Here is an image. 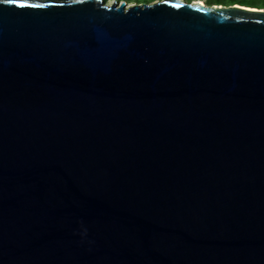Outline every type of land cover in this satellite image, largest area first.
<instances>
[{"label":"water","instance_id":"water-1","mask_svg":"<svg viewBox=\"0 0 264 264\" xmlns=\"http://www.w3.org/2000/svg\"><path fill=\"white\" fill-rule=\"evenodd\" d=\"M38 2L0 3V264H264V12Z\"/></svg>","mask_w":264,"mask_h":264},{"label":"snow or ice","instance_id":"snow-or-ice-1","mask_svg":"<svg viewBox=\"0 0 264 264\" xmlns=\"http://www.w3.org/2000/svg\"><path fill=\"white\" fill-rule=\"evenodd\" d=\"M162 4L170 5L173 8H181L183 5L172 3L171 0H160ZM0 3L2 4H8V5H14L16 8L19 9H49L52 7H62V5H57L54 2L49 3H41L38 2V0H0ZM237 7H240V5H236ZM262 12H264V9H261Z\"/></svg>","mask_w":264,"mask_h":264},{"label":"rangeland","instance_id":"rangeland-1","mask_svg":"<svg viewBox=\"0 0 264 264\" xmlns=\"http://www.w3.org/2000/svg\"><path fill=\"white\" fill-rule=\"evenodd\" d=\"M108 3H111L113 0H105ZM129 5H132L135 3L134 0H126ZM141 3H150L153 2L154 0H136ZM186 2H203L206 5H222V6H235L239 5L241 3H247L249 0H185Z\"/></svg>","mask_w":264,"mask_h":264},{"label":"flooded vegetation","instance_id":"flooded-vegetation-1","mask_svg":"<svg viewBox=\"0 0 264 264\" xmlns=\"http://www.w3.org/2000/svg\"><path fill=\"white\" fill-rule=\"evenodd\" d=\"M114 1L115 0L111 1V3H113ZM117 1L119 3H121V2L126 1V0H117ZM134 1H135V3H133V4H140L141 3V2L136 1V0H134ZM239 5H240V7L245 8V9L261 11V9H264V0H249L247 3H241Z\"/></svg>","mask_w":264,"mask_h":264}]
</instances>
